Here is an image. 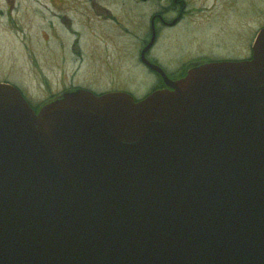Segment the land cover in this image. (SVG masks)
Segmentation results:
<instances>
[{
  "label": "water",
  "instance_id": "1",
  "mask_svg": "<svg viewBox=\"0 0 264 264\" xmlns=\"http://www.w3.org/2000/svg\"><path fill=\"white\" fill-rule=\"evenodd\" d=\"M166 80L38 112L0 83V264H264V28Z\"/></svg>",
  "mask_w": 264,
  "mask_h": 264
},
{
  "label": "flooded vegetation",
  "instance_id": "2",
  "mask_svg": "<svg viewBox=\"0 0 264 264\" xmlns=\"http://www.w3.org/2000/svg\"><path fill=\"white\" fill-rule=\"evenodd\" d=\"M15 1L0 0V15L6 17L8 24L14 19L11 11L16 10ZM32 1L25 2L24 10L36 11V20L55 36L59 47L70 46L68 50L66 48L63 62L67 68L66 78L62 81L60 74V80L53 86L47 80L39 85L41 93L47 94L45 97L42 94L39 106L27 99L18 87L36 111L76 90L90 91L97 96L122 92L131 95L136 102L156 91L172 90L166 78L178 81L191 69L206 63L252 59L253 45L264 27L251 36L250 0H213L209 7L206 0ZM258 11L259 18L264 10ZM212 33L214 37H211ZM122 38L136 42L138 46L134 52L130 53L128 49L124 54L129 57L124 66L118 65L117 61L116 65L115 58L108 54L118 49V40L122 42ZM194 38L202 41L195 43L198 47L180 49V44ZM209 39L210 43L203 45ZM87 42L91 48L86 50L84 44ZM71 47L79 49L76 59H71ZM159 54L164 57L163 61ZM62 60L56 63V71H61L58 65ZM149 63L160 67L166 78ZM134 69L145 73L146 77L139 82L122 78L126 73H134ZM119 70L124 71L122 77L116 73ZM75 71L88 73L87 79L83 83H75L73 79L67 82L68 74Z\"/></svg>",
  "mask_w": 264,
  "mask_h": 264
},
{
  "label": "rangeland",
  "instance_id": "3",
  "mask_svg": "<svg viewBox=\"0 0 264 264\" xmlns=\"http://www.w3.org/2000/svg\"><path fill=\"white\" fill-rule=\"evenodd\" d=\"M26 1L30 2L32 0L15 1L16 10L11 11L14 19L13 21L10 20V24L5 21V16L1 17L0 15V83H9L16 86L17 88L19 87L24 92L25 96H27V99H29L32 103L38 105L39 103H41V100H43L42 94L44 95V97L47 96L45 92L41 93L42 89H39L40 84H45V81L47 80L49 84L53 86L56 80L57 82L60 80V74L62 81L64 78H66L67 75L65 76V70L67 68H65L66 65H63V62L65 58L64 55L66 54V48L68 50L70 46H68V44V47L66 46V44L65 47L58 46L57 41L55 40V36L49 33L48 30L43 29V27L40 26V21L36 20V11L24 10ZM250 1V31L251 36L253 37L261 29L260 27L264 25V12L261 13V17L259 18L257 15V12H259L258 10H264V0ZM212 2L213 0H206L205 4L207 7H209L211 6ZM234 4L236 5L235 2ZM21 8L23 10H21ZM25 12L27 13L25 14ZM17 22L20 25H18ZM47 32L50 36L47 34ZM211 37H214L213 33L211 34ZM211 39L204 42L203 45H208ZM198 42L202 43V41H199L197 38L190 39V42L180 44L179 47L182 50H189L190 48L198 47V45L195 46V43ZM88 44L89 42L84 44L86 50L91 48ZM111 44L114 45L113 41ZM228 46L231 45L229 44ZM137 47L138 46L136 42H132L126 38H122V42L118 40V49L116 51H110L108 54L112 55L115 58V63L117 61L118 65L122 64L124 66L129 59V57L125 56L124 54L128 49H130V53L134 52ZM71 48H73L71 49V59H76V53L78 54L76 50L79 49L75 47ZM61 58H63V60L58 65V69H62L61 71H56V63H58ZM162 58L164 57H160L159 54V59L163 61ZM109 67H111V65ZM52 68H54L53 70H55L54 73L52 72ZM134 70V73H126L124 74V76V71L122 70H119V72L116 73L118 75H121L119 77L123 76V79L130 81L134 80L136 82H139L143 78V76L146 77L144 75L145 73L140 72L136 69ZM76 72L77 71L68 74L66 81L69 82L73 79L75 83H83V81L87 79L88 73L83 72L82 74H79ZM63 97L64 96L62 95L59 99Z\"/></svg>",
  "mask_w": 264,
  "mask_h": 264
}]
</instances>
